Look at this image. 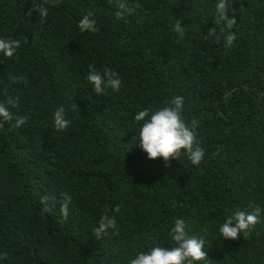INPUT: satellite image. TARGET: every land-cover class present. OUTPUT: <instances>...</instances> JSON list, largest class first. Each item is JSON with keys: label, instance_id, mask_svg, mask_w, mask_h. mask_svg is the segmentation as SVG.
I'll list each match as a JSON object with an SVG mask.
<instances>
[{"label": "trees", "instance_id": "16d2710c", "mask_svg": "<svg viewBox=\"0 0 264 264\" xmlns=\"http://www.w3.org/2000/svg\"><path fill=\"white\" fill-rule=\"evenodd\" d=\"M217 2L128 0L140 6L117 18L115 0H58L41 23L27 14L33 0H0V38L20 41L12 58L0 53V103L19 97L0 127V264H130L174 246L176 219L205 241L198 264H264V0H232L231 48L214 25ZM88 13L95 33L78 27ZM213 26L219 42L205 39ZM89 65L117 72L121 90L96 94ZM176 96L205 152L199 165L184 152L166 167L139 147L135 116ZM60 106L64 131L54 127ZM17 117L27 122L14 128ZM256 207L250 235L224 240L229 210ZM104 215L116 228L97 239Z\"/></svg>", "mask_w": 264, "mask_h": 264}, {"label": "clouds", "instance_id": "9594fccd", "mask_svg": "<svg viewBox=\"0 0 264 264\" xmlns=\"http://www.w3.org/2000/svg\"><path fill=\"white\" fill-rule=\"evenodd\" d=\"M111 2V0H110ZM58 0H33L32 6L28 9V15L31 16L34 12L39 16V21L43 23L49 15V6H54ZM118 11L117 18H123L127 15H132L136 8L140 5L137 3L134 7L130 6L128 0H115ZM232 0H218L215 5L214 25H223L228 31L224 35V46L231 48L236 40L235 32L231 29L236 24L235 15H230V11H234L231 7ZM92 13L85 15L79 22L78 27L81 32L98 31L97 22L92 19ZM174 31L179 34V38L183 39L185 30L180 22L174 26ZM216 37L219 42V37L216 36V27L209 29L205 39ZM20 47V41L14 39L0 38V53L4 56L12 58L17 49ZM89 73L87 75L88 82L93 86L96 94H106L107 89L113 92H119L122 87V80L119 74L111 69L105 68L103 73L99 72L93 65H89ZM17 83L26 82V78L16 76L12 77ZM183 97L176 96L171 106H165L151 115L150 109L145 108L138 112L135 116L137 122H141L142 126L139 129V147L147 153V158L150 160L162 159L166 167H171L173 160H179L182 153L186 152L188 159L194 165H199L205 156L203 148L200 147L197 136L193 128H190L182 119ZM19 104V97L7 96V105L15 108ZM5 103H0V127H3V122H11L13 114ZM77 104H74L75 108ZM147 118V119H146ZM54 127L58 131L67 130L70 121L65 117V108L60 106L56 109L53 115ZM27 122L25 117H17L12 127L19 128ZM47 197L43 198L44 202ZM70 199H66L61 206V212L65 218L68 216V204ZM251 207V205L249 206ZM45 212L51 211L47 206ZM114 211H119V206L114 208ZM262 209L256 207L252 212L236 209L229 210L230 214H226L225 221L220 225L219 232L224 240L235 241L250 235V232L260 222L259 216ZM116 228L115 217L104 215L99 221L98 227L94 228V234L97 239H101L109 229ZM171 240L174 246L166 248L164 246H154L147 252H139L135 258L130 260V264H198L209 258L208 252L204 250L205 241L196 237H190L186 231V223L183 219H176L174 226L170 231ZM7 253L3 254L7 258Z\"/></svg>", "mask_w": 264, "mask_h": 264}]
</instances>
